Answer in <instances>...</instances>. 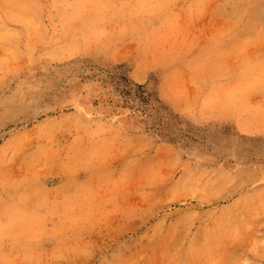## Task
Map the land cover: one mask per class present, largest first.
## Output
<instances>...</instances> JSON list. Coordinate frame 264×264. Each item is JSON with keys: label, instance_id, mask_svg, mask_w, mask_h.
Wrapping results in <instances>:
<instances>
[{"label": "rangeland", "instance_id": "1", "mask_svg": "<svg viewBox=\"0 0 264 264\" xmlns=\"http://www.w3.org/2000/svg\"><path fill=\"white\" fill-rule=\"evenodd\" d=\"M0 264H264V0H0Z\"/></svg>", "mask_w": 264, "mask_h": 264}]
</instances>
